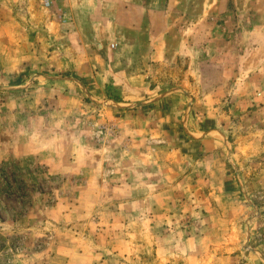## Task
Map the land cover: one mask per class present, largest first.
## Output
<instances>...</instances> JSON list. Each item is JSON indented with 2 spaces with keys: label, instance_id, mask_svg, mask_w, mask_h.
I'll return each instance as SVG.
<instances>
[{
  "label": "rangeland",
  "instance_id": "rangeland-1",
  "mask_svg": "<svg viewBox=\"0 0 264 264\" xmlns=\"http://www.w3.org/2000/svg\"><path fill=\"white\" fill-rule=\"evenodd\" d=\"M0 167V264H264V0H0Z\"/></svg>",
  "mask_w": 264,
  "mask_h": 264
},
{
  "label": "trees",
  "instance_id": "trees-1",
  "mask_svg": "<svg viewBox=\"0 0 264 264\" xmlns=\"http://www.w3.org/2000/svg\"><path fill=\"white\" fill-rule=\"evenodd\" d=\"M5 168L0 167V193H4L5 196H10L13 193H16L14 180L15 177H11L15 175V172H8L4 170ZM0 194V195H1ZM22 195V193H19V197ZM1 202V197H0Z\"/></svg>",
  "mask_w": 264,
  "mask_h": 264
}]
</instances>
